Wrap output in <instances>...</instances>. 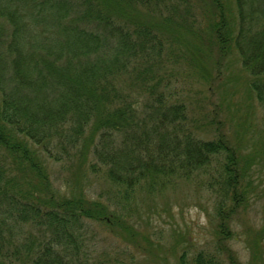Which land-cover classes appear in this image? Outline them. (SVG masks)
<instances>
[{
	"label": "trees",
	"instance_id": "obj_1",
	"mask_svg": "<svg viewBox=\"0 0 264 264\" xmlns=\"http://www.w3.org/2000/svg\"><path fill=\"white\" fill-rule=\"evenodd\" d=\"M164 40L205 81L238 70L246 95L232 132L163 104ZM236 89L229 82L223 104ZM143 93L158 104L141 115ZM50 159L74 166L70 193L54 185ZM213 162L218 250L240 264L224 239L264 164V0H0V264H88L77 257L88 220L134 237L110 203L87 196L91 174L129 199L142 180H190ZM249 245L250 264H264V224ZM217 262L199 251L193 264Z\"/></svg>",
	"mask_w": 264,
	"mask_h": 264
},
{
	"label": "rangeland",
	"instance_id": "obj_2",
	"mask_svg": "<svg viewBox=\"0 0 264 264\" xmlns=\"http://www.w3.org/2000/svg\"><path fill=\"white\" fill-rule=\"evenodd\" d=\"M198 18L203 19L202 16ZM164 42L166 44L161 56L163 66L157 70L158 75L164 78L162 88L166 97L163 104L182 103L192 120L205 121L215 116L222 121V125H214L212 129L221 127L225 131L233 130L231 126L236 125L244 111L246 95L245 89L234 77L238 70L233 69L235 72L232 74L228 65L222 66L219 73L215 72L214 79L205 81L197 75L198 70L193 61L189 58L175 60L177 56L167 53L175 46H170L167 40ZM149 54L156 53L151 51ZM147 60L149 58L145 57L139 62ZM219 77L220 81H217ZM229 82L237 89L231 95V102L223 104L221 95ZM138 98L141 115L152 112L158 104L147 93ZM240 107L243 108L239 110ZM258 108L256 115L260 120L262 111L260 106ZM48 164L54 185L70 193L74 185L71 172L74 166L53 159ZM212 165L208 173L195 174L190 180L157 178L154 186L142 180L136 187V193L129 199L116 195L102 172L90 173V177L82 182L87 196L110 203L112 210L132 225L135 235L126 237L121 225L120 228L118 225L88 220L78 232L77 238L80 245L83 243V248L77 257L88 260V264H177L186 256L185 264H193L196 254L203 251L208 255H216L217 264H230L227 254L218 250L216 204L220 197V184L218 172L214 169L216 162ZM254 168L255 191L249 195L248 201L238 207L231 219L232 234L224 239L240 264L251 263V232L264 224V164ZM209 181L211 183L208 185Z\"/></svg>",
	"mask_w": 264,
	"mask_h": 264
}]
</instances>
